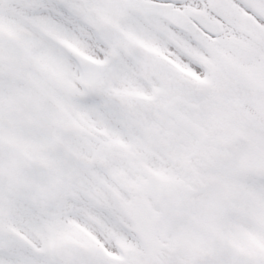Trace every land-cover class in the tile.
Segmentation results:
<instances>
[{"label":"snow or ice","instance_id":"1","mask_svg":"<svg viewBox=\"0 0 264 264\" xmlns=\"http://www.w3.org/2000/svg\"><path fill=\"white\" fill-rule=\"evenodd\" d=\"M0 264H264V0H0Z\"/></svg>","mask_w":264,"mask_h":264}]
</instances>
